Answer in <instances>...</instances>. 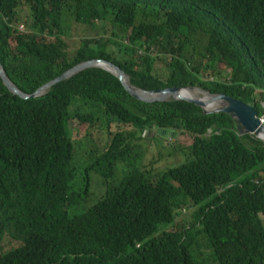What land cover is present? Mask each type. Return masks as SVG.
Returning a JSON list of instances; mask_svg holds the SVG:
<instances>
[{"label": "trees", "instance_id": "16d2710c", "mask_svg": "<svg viewBox=\"0 0 264 264\" xmlns=\"http://www.w3.org/2000/svg\"><path fill=\"white\" fill-rule=\"evenodd\" d=\"M74 21L103 36L112 27V36L82 38L70 51ZM94 58L120 65L138 87L198 85L262 116L264 0H0V61L22 91ZM219 63L230 69L225 79ZM208 69L218 77L205 79ZM75 118L132 127L113 133L93 161L104 168L96 171L105 192L88 207L79 198L89 195L90 172L73 184ZM158 128L193 136L188 160L156 174L133 165L116 178L118 162ZM188 206L191 218L177 223ZM7 233L20 244L3 252ZM0 264H264V141L241 135L226 112L141 101L100 67L35 98L12 93L0 77Z\"/></svg>", "mask_w": 264, "mask_h": 264}, {"label": "rangeland", "instance_id": "374dc122", "mask_svg": "<svg viewBox=\"0 0 264 264\" xmlns=\"http://www.w3.org/2000/svg\"><path fill=\"white\" fill-rule=\"evenodd\" d=\"M30 17H28V21ZM21 26V31L27 32L28 24L27 19L23 18V21L19 23ZM107 35L103 36L101 27L88 26L78 22H70L67 29L68 34V48L70 51H74L80 44L82 38L85 37H109L112 36L113 28L107 29ZM117 35L113 34V38L118 40L120 33L116 31ZM121 38V35H120ZM15 42L13 41V44ZM202 45H199L201 49ZM114 54L121 56V52L116 46H111L109 48ZM157 70L164 74L166 73V65L159 61L157 63ZM205 69V67L203 68ZM218 71L220 72V79H225L227 77L230 69L224 64H218ZM204 78H214L218 77L216 73H213L210 69L204 72ZM215 75V76H211ZM71 128L73 129V138L76 146V169H75V178L73 184L76 183V187L79 188L78 184L82 185L84 183V177H86L87 172H90V177L92 180L91 190L89 195L81 199V202L84 203L85 207L92 205L97 201L99 197L105 192V184L101 174L96 171V168L100 171H104V168H101L102 165L91 168L93 161L101 154L102 151H105L108 148V145L111 141L113 133H116L120 130H132L130 125L120 124L117 121H114L110 124L109 127L102 125L101 121H96L94 126H90L88 122H83L78 118L72 119ZM111 132V134L109 133ZM142 139L137 141L138 148H134L132 156L125 160H121L117 164L116 178L123 176L125 170L131 169L134 166L141 167L142 169L150 170L152 173L156 174L160 171H164L171 166L178 165L185 162L190 157L187 146L190 145L193 141V136L187 133L178 132L177 135H153L152 133L144 135ZM157 137V138H156ZM170 138V140H165ZM80 202V203H81ZM194 208L191 206L184 207L179 210L180 215L177 218V223H187L191 218ZM169 229H173L170 227ZM20 244L19 241L14 239L9 233L4 237L2 243V251H7L13 247H16ZM205 255L210 254V250L207 247L203 248ZM204 258H206V256Z\"/></svg>", "mask_w": 264, "mask_h": 264}, {"label": "water", "instance_id": "95a60500", "mask_svg": "<svg viewBox=\"0 0 264 264\" xmlns=\"http://www.w3.org/2000/svg\"><path fill=\"white\" fill-rule=\"evenodd\" d=\"M100 67L113 73L122 82L125 89L135 98L144 102H162L172 100H186L192 102L203 109L205 114L226 112L237 121V129L241 135L249 133L255 137L261 138L264 134V118L258 115V112L252 103L244 102L233 96L224 93H213L198 85L172 86L161 89L148 90L134 85L126 71L115 62L105 58H94L82 61L64 71L61 75L40 86L33 93L22 91L8 76L4 66L0 61V77L5 86L12 93L23 98H35L46 94L55 84L69 79L85 69ZM186 88H198L203 91L205 97H195L186 95L183 90ZM221 102L220 106H213L215 102ZM164 131L161 128L158 131ZM168 130H165L167 132Z\"/></svg>", "mask_w": 264, "mask_h": 264}, {"label": "bare ground", "instance_id": "6f19581e", "mask_svg": "<svg viewBox=\"0 0 264 264\" xmlns=\"http://www.w3.org/2000/svg\"><path fill=\"white\" fill-rule=\"evenodd\" d=\"M183 92L189 96L205 97L203 91L199 90L198 88H186L183 90ZM220 105H222V104L219 101H217L213 104V106H220ZM260 136L264 140V134H261Z\"/></svg>", "mask_w": 264, "mask_h": 264}, {"label": "flooded vegetation", "instance_id": "af4514ba", "mask_svg": "<svg viewBox=\"0 0 264 264\" xmlns=\"http://www.w3.org/2000/svg\"><path fill=\"white\" fill-rule=\"evenodd\" d=\"M159 129V128H158ZM158 129H152V130H150L149 131V133L148 134H150V133H152L153 135H158V136H161V135H166V136H168V135H177L178 134V132H176V131H172V130H168L167 132H165V130L164 131H158ZM163 130V129H162ZM157 138V137H156ZM171 139V137L170 138H166L165 137V140H170Z\"/></svg>", "mask_w": 264, "mask_h": 264}, {"label": "built area", "instance_id": "2783aa9c", "mask_svg": "<svg viewBox=\"0 0 264 264\" xmlns=\"http://www.w3.org/2000/svg\"><path fill=\"white\" fill-rule=\"evenodd\" d=\"M262 106L264 107V101L262 102ZM261 117V116H260ZM262 117L264 118V115H262Z\"/></svg>", "mask_w": 264, "mask_h": 264}]
</instances>
